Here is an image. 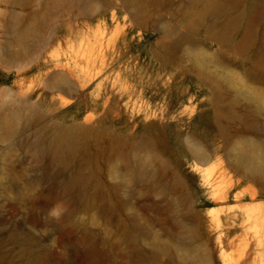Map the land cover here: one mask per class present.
I'll return each instance as SVG.
<instances>
[{"label":"rangeland","instance_id":"374dc122","mask_svg":"<svg viewBox=\"0 0 264 264\" xmlns=\"http://www.w3.org/2000/svg\"><path fill=\"white\" fill-rule=\"evenodd\" d=\"M258 146L264 0H0V264H264Z\"/></svg>","mask_w":264,"mask_h":264},{"label":"bare ground","instance_id":"6f19581e","mask_svg":"<svg viewBox=\"0 0 264 264\" xmlns=\"http://www.w3.org/2000/svg\"><path fill=\"white\" fill-rule=\"evenodd\" d=\"M222 7H219L216 9L217 13L218 12H222L223 10L221 9ZM50 29V28H49ZM52 29V28H51ZM29 106V105H28ZM27 114V113H26ZM60 143V142H59ZM62 151V150H61ZM62 153V152H61ZM57 155H59L57 153ZM56 155V156H57ZM254 156L256 157V159H261L264 157V147H260L258 146L257 149H256V153L254 154ZM206 161V160H205ZM204 162V161H203ZM262 163V162H261ZM261 166V165H260ZM261 168V167H260ZM263 170V169H262ZM259 171V170H258ZM258 176V175H257ZM31 248V247H30ZM29 259V258H28ZM19 264V263H18ZM39 264V263H38Z\"/></svg>","mask_w":264,"mask_h":264}]
</instances>
